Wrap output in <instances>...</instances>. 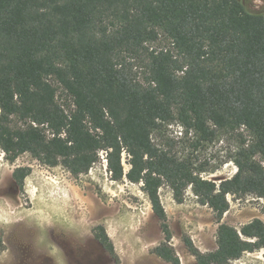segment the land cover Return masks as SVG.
I'll use <instances>...</instances> for the list:
<instances>
[{"label":"trees","instance_id":"16d2710c","mask_svg":"<svg viewBox=\"0 0 264 264\" xmlns=\"http://www.w3.org/2000/svg\"><path fill=\"white\" fill-rule=\"evenodd\" d=\"M177 121L201 142L239 133L237 172L205 179L191 158L152 135ZM0 147L11 162L89 173L107 154L114 181L143 184L164 242L154 254L180 264L160 196L191 188L214 213L217 248L186 244L197 264H234L264 249V222H223L229 196L264 199V9L242 0H0ZM128 158L125 171L123 155ZM31 168L14 172L24 188ZM94 237L121 264L104 226Z\"/></svg>","mask_w":264,"mask_h":264},{"label":"rangeland","instance_id":"374dc122","mask_svg":"<svg viewBox=\"0 0 264 264\" xmlns=\"http://www.w3.org/2000/svg\"><path fill=\"white\" fill-rule=\"evenodd\" d=\"M242 1L253 10L264 9V0ZM239 133L248 137L243 129L219 132L213 141L198 144L193 133L174 121L154 132L152 139L180 158H191L202 177L220 183L237 172L233 157L241 143ZM123 164L128 172L126 154ZM19 167L31 168L22 189L14 179ZM142 187L126 178L114 181L104 151L89 173L76 178L63 166L43 165L29 153L11 162L0 147V264H109L94 237L100 225L121 264H170L154 254L165 236ZM160 196L180 264H197L187 240L203 253L216 250L219 224L191 188L181 204L167 185ZM229 201L224 223L240 230L254 219L264 222V199L229 196ZM234 264H264V249L245 254Z\"/></svg>","mask_w":264,"mask_h":264}]
</instances>
